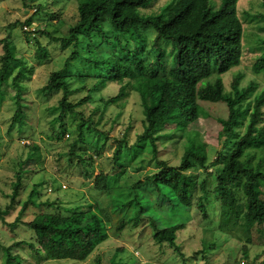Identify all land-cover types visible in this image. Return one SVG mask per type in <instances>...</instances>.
<instances>
[{
	"label": "rangeland",
	"instance_id": "rangeland-1",
	"mask_svg": "<svg viewBox=\"0 0 264 264\" xmlns=\"http://www.w3.org/2000/svg\"><path fill=\"white\" fill-rule=\"evenodd\" d=\"M172 1L155 0L149 8H141L140 12H160ZM211 1L213 4L219 2ZM37 7L40 9L34 12ZM263 11L261 0L238 1V13L244 25L243 59L239 66L222 75L227 90H231L237 74H241V88L251 82L256 83L253 94L247 99L250 101L256 93L264 90V72L256 74L253 70V64L262 51L260 39L264 38V19L255 15ZM30 18L33 21L31 27L37 28L36 37L23 30L24 22ZM78 18L77 0H0V39L14 43L16 55L24 58L25 77L20 83L27 114L23 124L11 126L16 110V89L10 82L8 95L0 108V210L12 203L13 184L18 173H21L22 185L5 215L6 222L0 220V264L5 263L4 247L13 245L17 240L37 242L34 230L26 224H11L31 193L37 203L57 202L64 213L65 209L92 207L101 217L110 219L106 222L109 237L85 261L45 259L27 246L15 247L11 250L12 254L21 256L17 264H112V261L115 264H264V228L262 231L252 229L248 242L242 229L236 227L222 231L218 227L220 206L213 188L223 164V157L218 159L222 149L218 133L222 129L219 118L228 114L225 102L206 103V114L200 115L188 126L190 134L197 135L198 140L207 146L208 170L195 168L191 174L199 184L203 181L207 183L208 219L203 217L196 205L198 198L192 208H186L176 204L167 193H159L147 182V178L160 169L159 160L171 165L180 163L188 137L186 133L176 130L174 125L166 127L157 136L158 154L155 157L151 142L138 139L143 131L144 114L137 92L131 91L118 102L106 105L105 100L116 95L119 88L118 84L108 79L104 87L91 93V100L79 106L75 112L66 111L59 120L62 91L46 94L41 88L47 84L53 71L65 65L75 48L51 41L43 33L66 36ZM109 36H113L112 30H109ZM147 36L148 42H151L154 31H149ZM96 43L100 48L99 53H113V49L99 38H96ZM86 49L87 42L82 40L77 50L87 54ZM39 50L46 53L45 60L39 59ZM169 50L170 45L165 55L170 62ZM3 52V44L0 43V56ZM19 67L12 65V75L17 73ZM82 68L81 60L70 59L68 83L73 91L69 96L72 103L85 97L96 81L91 76H78L76 72ZM82 118L93 128L85 127L84 139L76 144V155H72L71 146L77 140V125ZM61 125L65 134L58 138ZM123 137L125 141L116 161L114 152ZM35 146L38 152L31 156L32 147ZM83 154L86 155L85 160L80 161L79 155ZM260 158L264 159V151H257L255 163ZM87 172L94 176L88 178ZM100 172L107 176V190L95 185L96 175ZM197 194H202L200 189ZM141 206L145 209L143 219L138 217L130 221ZM47 211L58 212L59 209L57 206L30 205L22 217L23 221H31ZM151 215L160 227L184 224V228L177 231L179 249L166 242L158 243L153 238ZM122 220L129 221V224L118 232L116 226ZM244 245L247 254H244Z\"/></svg>",
	"mask_w": 264,
	"mask_h": 264
},
{
	"label": "trees",
	"instance_id": "trees-1",
	"mask_svg": "<svg viewBox=\"0 0 264 264\" xmlns=\"http://www.w3.org/2000/svg\"><path fill=\"white\" fill-rule=\"evenodd\" d=\"M77 1L79 18L70 26L66 36L47 32L43 34L64 47L74 46L75 50L69 58L79 59L83 63V68L76 74L91 76L96 81L85 97L72 103L69 96L73 91L68 83L70 59H66L62 68L50 74L47 84L41 90L46 94L62 91L59 120L66 111L75 112L79 106L91 100V93L104 87L108 79L118 84L119 88L116 95L105 100L106 105L118 102L131 91L137 92L141 97L144 114L143 131L138 139L151 142L155 157L158 154L157 136L166 127L174 125L176 130L186 133L188 137L180 163L171 165L165 160H159L160 169L148 177L147 182L159 193H167L176 204L186 208H192L198 198L196 205L203 217L208 219L207 183L203 181L199 184L191 174V170L195 168L208 170L210 165H207V146L198 140L197 135L190 134L188 126L200 115L206 114V103L225 102L228 114L219 118L222 129L218 133L222 143L218 159L223 157V164L213 188L220 206L218 227L222 231L236 227L242 229L246 233V240L250 242L252 229L262 231L264 228V159L260 158L255 163L257 151H264V90L256 93L250 101L247 99L253 94L256 83L251 82L247 87L241 88V74H237L231 90H227L222 77L239 66L243 59L244 25L238 13L239 0H219L216 4L211 0H174L160 12L153 13H141L140 9L149 8L155 0ZM261 2L264 8V0ZM39 9L37 7L35 12ZM255 17L264 19V11ZM32 22V18L27 19L23 27ZM109 30L113 31L112 37L109 36ZM149 31H154L151 42H148ZM24 32L37 36V28L34 34ZM96 38L111 47L113 53H99ZM82 40L87 42V54H81L77 50ZM260 40L262 51L253 64L256 74L264 72V38ZM0 43L4 48L0 56V108L12 82L16 89V110L11 126L16 123L21 125L27 117L20 83L25 77L24 58L16 55L15 45L8 39H0ZM168 45L170 62L165 56ZM44 50L47 52L46 48ZM37 54L39 59L47 58L42 50ZM12 65L20 66L15 75H12ZM86 126L88 129L93 128L82 118L77 125V140L71 146L72 155H76V144L84 139ZM61 128L57 133L58 138L65 134L63 125ZM124 141L125 137L116 146V161ZM32 148L34 150L31 156H34L38 148ZM85 157L84 154L79 155L80 161H84ZM86 174L88 178L94 176L91 172ZM13 185L12 203L0 210V220L4 222L5 215L19 194L21 173L17 174ZM95 185L107 190V176L100 172L96 175ZM199 189L201 195L197 194ZM32 194L23 203L11 224H26L34 230L37 242L17 240L13 245L4 247V264L18 263L21 256L12 254L11 250L21 246H27L45 259L85 261L108 239L106 222L110 219L101 217L92 207L65 209L64 213L57 202L37 203ZM30 205L57 206L59 211L42 212L26 222L22 217ZM144 210L141 206L130 221L139 219L138 217L143 219ZM128 224L129 221H120L116 226L117 231L124 230ZM152 225L153 238L158 243L166 242L179 249L177 231L184 228V224L160 227L152 216ZM244 247V254H247L246 246ZM112 264L115 262L112 261Z\"/></svg>",
	"mask_w": 264,
	"mask_h": 264
},
{
	"label": "built area",
	"instance_id": "built-area-1",
	"mask_svg": "<svg viewBox=\"0 0 264 264\" xmlns=\"http://www.w3.org/2000/svg\"><path fill=\"white\" fill-rule=\"evenodd\" d=\"M35 11H36V9H34V12H35ZM32 24H33V22H32L30 25H24L23 29H24L25 31H28V32L34 34L33 32L36 30V27H35V26L31 27ZM67 136H69L68 133H67ZM22 142H23V143H26V142H27L26 144H28V145L31 144L29 141H22ZM64 187H65V185H64ZM48 190H49V191H52L51 188H49Z\"/></svg>",
	"mask_w": 264,
	"mask_h": 264
}]
</instances>
